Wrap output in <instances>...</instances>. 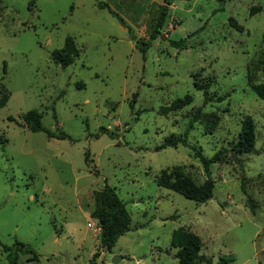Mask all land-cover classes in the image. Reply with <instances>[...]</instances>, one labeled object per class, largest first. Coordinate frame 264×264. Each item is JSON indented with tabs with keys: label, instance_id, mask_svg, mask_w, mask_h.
I'll return each instance as SVG.
<instances>
[{
	"label": "rangeland",
	"instance_id": "1",
	"mask_svg": "<svg viewBox=\"0 0 264 264\" xmlns=\"http://www.w3.org/2000/svg\"><path fill=\"white\" fill-rule=\"evenodd\" d=\"M164 4L0 0V89L11 95L0 109V264H10L4 247L16 242L38 256L20 255V264H92L101 236L92 213L106 184L126 204L132 230L96 264H177L171 241L181 228L201 237L208 260L264 264V102L251 90L264 83V0H175L153 40ZM255 7L262 11L252 15ZM68 37L80 56L64 69L51 55ZM182 40L184 48L174 45ZM187 95L191 105L161 114ZM199 108L188 146L158 150ZM33 110L47 132L27 128L22 117ZM247 116L256 147L236 163ZM193 148L208 159L225 151L210 168L215 190L205 204L157 182L178 168L202 185L209 176Z\"/></svg>",
	"mask_w": 264,
	"mask_h": 264
},
{
	"label": "trees",
	"instance_id": "2",
	"mask_svg": "<svg viewBox=\"0 0 264 264\" xmlns=\"http://www.w3.org/2000/svg\"><path fill=\"white\" fill-rule=\"evenodd\" d=\"M220 3H225L228 0H217ZM175 0H164V6L162 7L158 24L152 39H156L157 35L160 34V29L164 26L167 16L168 9L174 4ZM100 8H108L107 5H100ZM262 11L261 7H255L252 9L251 14L255 15ZM231 25L243 32L244 28L238 24L235 19H231ZM264 42V38H263ZM177 47L184 48L185 41L182 40L176 44ZM149 44H144V47H137L144 58H146L147 48ZM52 59L57 66L62 68H68L76 63V60L80 56V49L77 47L75 40L72 37H68L65 46L62 49L55 50L52 53ZM5 70V69H4ZM6 72V71H4ZM6 88L0 89V109L5 107L10 100L9 91L6 92ZM251 90L254 94L264 102V83L251 85ZM206 101L208 102V88H205ZM193 99L190 95H187L184 99H178L173 102L170 106L164 107L161 110L163 116H168L170 113L183 110L185 107L191 105ZM202 109L199 108L195 112L194 121L191 122L184 132L179 137L168 138L158 150L167 148L177 149L180 145L188 146V139L192 130L193 124L201 119ZM42 114L33 110L26 113L22 119L26 124L27 128L34 133L47 132L42 124ZM13 120V119H12ZM101 133L107 134L106 129H102ZM53 137V135H49ZM60 138L65 139L67 136L62 135ZM256 147V124L251 116H247L242 121V129L238 137V141L233 147V151L239 155L251 154L254 152ZM196 158L202 163L206 174L209 176L207 180L202 184L198 185L196 182L185 175L180 169L176 168L172 171H164L158 178V186L165 188L169 191L178 193L187 199L194 201L197 204H205L211 201L214 197L215 182L210 177V168L212 165L221 162L225 156V151H220L211 159L206 158L200 149L193 148ZM86 162L89 164V152L86 154ZM251 205L253 212L255 211V205L251 204V199L248 200ZM92 217L98 221V228L100 230V249L95 255L92 264L95 263V259L100 256V252L110 253L115 247L118 240L132 230V217L126 209V204L120 199L115 188L109 185H105L104 188L96 192L95 196V209L92 213ZM171 246L177 250L175 259L178 261L177 264H198L203 262L206 264H213L212 260L206 259L203 252V241L197 234L185 230L179 229L173 232ZM4 251L8 253L10 264H20V255H31L28 261L38 260V256L34 250L28 244L22 242H16L13 247H4ZM235 259L233 257H221L219 264H234Z\"/></svg>",
	"mask_w": 264,
	"mask_h": 264
},
{
	"label": "water",
	"instance_id": "3",
	"mask_svg": "<svg viewBox=\"0 0 264 264\" xmlns=\"http://www.w3.org/2000/svg\"><path fill=\"white\" fill-rule=\"evenodd\" d=\"M237 155H238L237 153H234L233 156H232V158L234 159V161H235L236 163H238ZM202 253H203V252H201V254H202ZM119 261H120V259H119L118 257H115V258H114V263H115V264L119 263ZM218 261H219V257L215 258V261H213V264H217Z\"/></svg>",
	"mask_w": 264,
	"mask_h": 264
}]
</instances>
